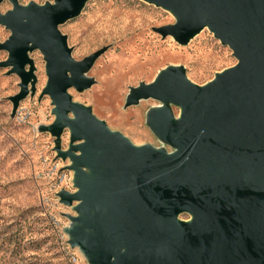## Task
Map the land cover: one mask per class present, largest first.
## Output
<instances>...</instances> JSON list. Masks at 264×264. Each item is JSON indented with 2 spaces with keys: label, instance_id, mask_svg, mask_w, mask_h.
<instances>
[{
  "label": "water",
  "instance_id": "1",
  "mask_svg": "<svg viewBox=\"0 0 264 264\" xmlns=\"http://www.w3.org/2000/svg\"><path fill=\"white\" fill-rule=\"evenodd\" d=\"M8 1L0 67L19 77L12 114L35 90L29 52L38 50L54 115L39 130L57 142L69 133L68 147L54 150L73 172L74 190L58 192L74 211L70 247L88 264H264V0H144L174 16L154 27L163 38L185 45L206 27L236 59L202 85L168 65L130 88L127 106L161 102L147 124L171 151L133 143L68 93L93 84L84 73L106 50L76 60L59 29L89 0Z\"/></svg>",
  "mask_w": 264,
  "mask_h": 264
},
{
  "label": "rangeland",
  "instance_id": "2",
  "mask_svg": "<svg viewBox=\"0 0 264 264\" xmlns=\"http://www.w3.org/2000/svg\"><path fill=\"white\" fill-rule=\"evenodd\" d=\"M30 1L54 0H19ZM10 8L8 0L0 2L1 13ZM174 21L169 11L144 0H89L77 17L59 25L76 60L106 47L84 73L93 84L82 91L70 87L72 99L89 106L110 129L133 143L167 151L172 148L147 124L149 110L161 102L147 98L127 106L130 88L149 83L168 65L183 66L187 76L202 85L236 63L231 49L206 27L185 45L153 30ZM8 36L9 30L0 25V42ZM29 56L36 67L35 90L20 101L14 114L9 97L19 91V77L0 67V264H88L67 242V214L74 211L58 197L62 189L74 190L70 162L58 158L54 150L55 145L68 147L69 133L63 132L57 142L39 130L53 122V105L48 95H41L46 83L42 54L34 50ZM6 58L7 52L0 50V61ZM170 107L178 115L179 108Z\"/></svg>",
  "mask_w": 264,
  "mask_h": 264
}]
</instances>
